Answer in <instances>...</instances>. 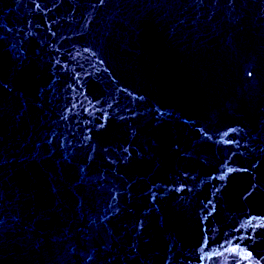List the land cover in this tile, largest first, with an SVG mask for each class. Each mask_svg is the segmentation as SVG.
<instances>
[{"label": "water", "instance_id": "95a60500", "mask_svg": "<svg viewBox=\"0 0 264 264\" xmlns=\"http://www.w3.org/2000/svg\"><path fill=\"white\" fill-rule=\"evenodd\" d=\"M0 264H264V0H0Z\"/></svg>", "mask_w": 264, "mask_h": 264}]
</instances>
